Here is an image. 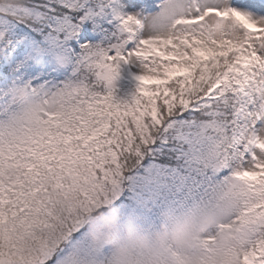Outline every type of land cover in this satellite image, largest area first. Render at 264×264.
Instances as JSON below:
<instances>
[{"label": "snow or ice", "instance_id": "snow-or-ice-1", "mask_svg": "<svg viewBox=\"0 0 264 264\" xmlns=\"http://www.w3.org/2000/svg\"><path fill=\"white\" fill-rule=\"evenodd\" d=\"M152 4L116 5L129 35L112 51L71 43L85 0H0V264H110L85 225L124 158L190 103L232 169L230 264H264V0ZM122 63L136 69L128 100L109 87Z\"/></svg>", "mask_w": 264, "mask_h": 264}, {"label": "trees", "instance_id": "trees-1", "mask_svg": "<svg viewBox=\"0 0 264 264\" xmlns=\"http://www.w3.org/2000/svg\"><path fill=\"white\" fill-rule=\"evenodd\" d=\"M85 3L91 14L79 32L94 38L90 44L109 49L120 37V27L111 20L106 2ZM71 43L79 48L74 41ZM117 77L121 78L119 74ZM135 88L123 80L111 89L117 100H128ZM195 107L190 103L179 111L173 109L152 130L150 142L143 144L138 153L124 158L120 175L107 193V203L102 205L105 210L116 208L122 221L131 219L152 228L159 225L165 210L181 211L198 205L196 197L202 196L203 189L210 184L213 163L221 161L222 156L218 137L204 130ZM108 254L105 246L102 258Z\"/></svg>", "mask_w": 264, "mask_h": 264}, {"label": "clouds", "instance_id": "clouds-1", "mask_svg": "<svg viewBox=\"0 0 264 264\" xmlns=\"http://www.w3.org/2000/svg\"><path fill=\"white\" fill-rule=\"evenodd\" d=\"M17 99L36 103L27 92L18 93ZM85 229L89 244L108 247L110 264H230V252L243 231L235 218L218 222L198 205L165 210L152 228L131 219L122 221L118 209L101 206ZM209 236L214 239L208 241Z\"/></svg>", "mask_w": 264, "mask_h": 264}, {"label": "rangeland", "instance_id": "rangeland-1", "mask_svg": "<svg viewBox=\"0 0 264 264\" xmlns=\"http://www.w3.org/2000/svg\"><path fill=\"white\" fill-rule=\"evenodd\" d=\"M109 3L112 5V10H114L116 21L118 22L119 26H121L119 30L120 37H118V40L116 39V41L109 47L110 50L115 51L113 46L120 44L121 41H123L124 38L126 39L128 36L127 32L122 31V23L117 16L116 5L120 6V15L134 14L137 12H140L142 15H147L155 10V6L154 4H152V0H137V6L135 8L129 6V0H109ZM73 41L80 45L85 42H93L94 39L90 36L79 33L78 37ZM133 43L134 41H129V46H131ZM135 73L136 69L132 64L122 63L119 69V74H121L122 78L116 76L109 87L113 88L115 86H118L123 80L130 82L136 87V81L134 80ZM227 170L228 171H224L225 173H227L225 174L223 172L221 161L216 160L213 163L212 169L213 179L210 181V184L203 189L202 196L196 197V200H198V206L214 214L217 221L221 223L235 218L237 214L236 206L234 205L230 196V178L232 169ZM104 247H102L101 249V257Z\"/></svg>", "mask_w": 264, "mask_h": 264}]
</instances>
